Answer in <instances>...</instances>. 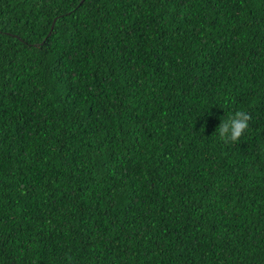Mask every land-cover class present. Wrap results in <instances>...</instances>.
<instances>
[{"label": "trees", "instance_id": "16d2710c", "mask_svg": "<svg viewBox=\"0 0 264 264\" xmlns=\"http://www.w3.org/2000/svg\"><path fill=\"white\" fill-rule=\"evenodd\" d=\"M0 264H264V0H0Z\"/></svg>", "mask_w": 264, "mask_h": 264}, {"label": "clouds", "instance_id": "9594fccd", "mask_svg": "<svg viewBox=\"0 0 264 264\" xmlns=\"http://www.w3.org/2000/svg\"><path fill=\"white\" fill-rule=\"evenodd\" d=\"M250 119L251 117L247 112L243 110L236 111L226 119L220 120L219 126L215 130V134L224 144L235 145L248 129Z\"/></svg>", "mask_w": 264, "mask_h": 264}]
</instances>
